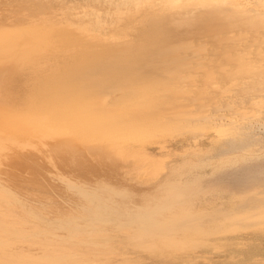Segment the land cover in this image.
<instances>
[{"label": "bare ground", "instance_id": "1", "mask_svg": "<svg viewBox=\"0 0 264 264\" xmlns=\"http://www.w3.org/2000/svg\"><path fill=\"white\" fill-rule=\"evenodd\" d=\"M62 1L0 0V7L9 6L6 10L10 11L0 15V167L11 160L13 163L27 161L34 173L46 171L49 166L55 170L57 179L54 181L56 184H49V189L44 191L45 194L51 192L50 196H29L17 188L15 179L9 177L8 172L0 169V206H14L18 211V221L27 224L11 227L2 219L4 216V219L9 218L8 215L0 212V264H66L68 259L76 262L73 252L67 254V250L50 247L46 240L39 250L30 247L28 254L21 249L22 245L13 241L17 236L12 235L29 233L26 231L36 227H40L43 233L55 229L59 244L64 245L71 234L80 232L91 243L105 241L102 238L106 236L100 238L98 233L106 230L102 222L108 221H117L119 225L133 223L143 236L150 234L148 232L158 233L163 229L158 221L152 226L154 229L146 226L152 222L153 214H159V211L164 214L162 210L166 208L170 210L164 212L175 217L177 223L184 221L189 214L187 208L172 205V198L168 196L171 191L164 187L136 192L135 200L125 204L103 194L109 190L125 194L122 188L119 190L108 184L118 183L122 175L109 159L110 153H115L119 147L116 139L145 142L157 137L167 126L176 129L179 125L214 128L220 145L201 150L203 162L190 168L195 172L204 169L196 177L216 176L227 180L235 176L239 181V176L250 178L256 171L264 173V9L251 7L245 0H212L213 5L207 10L179 7L162 22L160 40L149 43L147 48L141 45L131 48L121 36L123 31L132 28L131 21H128L132 15L130 6H139L141 0H89L84 5L87 10L84 9L83 16L79 14L77 18H72L75 14L69 8L59 17ZM54 6L59 7V12H55ZM85 17L92 20L91 24L98 23V27L100 22L112 26L116 20L121 21L123 27L109 37L96 34L104 38L101 39L82 27ZM252 30L260 34L254 33L256 42H248L247 48L241 43L242 49L238 45L244 49H239V54L235 49L238 56L231 53L232 57L237 56V66L232 64L231 67L230 64L225 70V64L220 67L209 61L211 64L207 65L208 60L204 62L200 57L203 43L201 39L197 41L198 36L205 38L202 35L216 32L220 37L229 36L230 40L232 37L242 39L249 32L253 35ZM55 48L64 53L46 68L41 78L36 79L38 88L31 102H16L9 88H12L10 85L17 67L21 63L34 64L35 60L47 56ZM194 65H201V70L208 67V76L219 77L217 81L221 85L229 82L227 86L239 85V93L232 96L234 98L225 97L226 101L219 97L217 104L213 100L221 96L218 95V84L219 92L212 91L216 98L211 91L212 97L207 96L211 106L216 103L217 110L208 113L206 108L210 104L207 102L202 108L200 105L201 110L191 109L195 103L190 104L192 99H184L188 93L178 89H186L187 83L193 86L190 81L196 84L193 75L197 73L192 71ZM220 69L225 72H220ZM201 72L198 78L205 75ZM198 78L195 81L200 84L201 78ZM144 80L150 82V88L145 90L134 86ZM188 84L186 86L189 87ZM206 89L205 92L208 91ZM189 92L196 94L199 91L192 89ZM203 92L199 93L203 95ZM169 94L172 98H167ZM115 96L120 99H115ZM151 108L156 113L148 112ZM224 110L228 113L221 112ZM161 170V163L150 166L148 177L160 175ZM78 178L84 179V184L78 183ZM91 178L103 182V193L99 192V186L87 185ZM26 181L23 182L25 186ZM69 189L80 193V198L76 193L70 194ZM55 194L61 201L53 199ZM185 220L190 222V217ZM167 238V243L172 245L178 241ZM85 239H78L77 243ZM159 242L167 245L165 239Z\"/></svg>", "mask_w": 264, "mask_h": 264}, {"label": "rangeland", "instance_id": "2", "mask_svg": "<svg viewBox=\"0 0 264 264\" xmlns=\"http://www.w3.org/2000/svg\"><path fill=\"white\" fill-rule=\"evenodd\" d=\"M141 1L142 3L139 6L134 4L130 6V13H132V15L128 17V21H131L130 26L132 28H129L127 31H123V35L121 36L122 40L128 41V44L126 45L131 48H137L140 45L142 48H147L149 43L160 40L158 38L161 36L162 22L173 14L179 7H183L185 10H191L194 8L207 10L213 5L212 0ZM245 1H247L251 7L258 10L264 9V0ZM69 3L70 0H64L62 1V7L64 8L54 6L55 12H59V9H62V12H59V17L64 10L66 11L67 8H69L71 9L73 15L75 14L71 17L77 18V15H82V11L84 9L87 10L84 5L89 3V0H71V5ZM77 5H80L81 9ZM6 7L8 8L9 6L0 7V15H5V12L6 14L10 12H7ZM76 9L78 12H76ZM56 16L58 17L57 13ZM82 16L78 17L81 18ZM89 17H85L82 27L91 30L90 33H94V35L101 34V36L109 37L111 34H116L115 31L118 28L120 29L123 27L121 21H115L114 19L113 20L116 22L114 25L109 26L110 24L108 23L100 22V27H98V23L91 24L92 20L89 19ZM93 27L98 28L95 29V31ZM254 31L255 30H252L253 35L256 33V31ZM256 34L260 35L259 33ZM205 35H202L205 38H200L199 36L196 38L197 41H199L198 39H201L200 42L203 43L202 50L198 49L201 51L200 54L202 53L200 57L205 60L204 62L208 60L206 64L210 63L209 61H211L212 64L215 63V66L219 65L220 67L221 64H225L226 66L224 65L225 68H223L225 70L226 67H230V64L231 67L232 64L234 67L237 66L236 64L238 61L235 58L238 56L236 53L239 54L238 51L242 49L241 46H245V48H247L249 43L253 44V41L256 42L257 40L255 35L252 37L253 35L251 32L247 33V36L241 33V36L244 35L242 39L241 37H232V40H230L229 36L224 37L222 35L220 37V35L216 32L210 34L206 33ZM96 36L104 39L98 35ZM225 38L229 39L225 40ZM243 38L247 41L243 40ZM241 40L243 41L241 42ZM234 42L236 43L233 44ZM143 51L145 53L149 52L147 50ZM61 53L63 54L64 52L59 48H55L52 52L48 53L47 56L39 57V60H35L34 64L27 65L21 63L17 67V71L13 77V82L10 85L12 88H9V90L14 93H12V96L15 98L16 102H31V99L33 98L32 96L38 88L36 79L43 76L46 68L49 67L51 63L60 59ZM231 53L237 56L232 57L233 55ZM229 57H232V59ZM199 60L201 59H198V61ZM232 60H235V62L229 63V61L233 62ZM195 66L196 65L193 67L194 70L192 68L191 69L195 74L197 73V77L195 75H193L194 77L192 76L196 84L198 83L195 79L198 78V75H201L199 74L200 71H202V75L205 74L203 77L199 76V78H201V81H198L200 84L196 86V84L191 83L190 81V84L193 86H190L187 83L189 87L186 86L187 84H184L186 89H182V87L181 89H178L180 92L188 93V97L185 96L186 98L184 99L187 101L192 99L190 104L195 103L191 106V109L201 110V108L205 106V102H207L210 104V107L206 108V111L209 109L207 111L208 113L209 111L213 112L217 110L215 106L219 97H224L223 101H226L225 97L230 98L236 93H239V85L232 86L235 84H231L229 87L227 86L231 83L229 82L225 84L226 86L223 84V87V85L217 81L219 77L215 76L212 78L210 74L208 76V71H206L208 70V67L201 70V65H197L196 68ZM216 70L217 72L219 71L218 69ZM225 70H221L220 72L223 73ZM199 78L198 80H200ZM207 78L210 80L207 81ZM203 79L204 81H202ZM202 82H204V84H211L207 86L208 84L204 85ZM201 84L202 86H200ZM218 84L219 86H217ZM134 86L146 90L147 87L150 88V82L145 80L141 82L138 81ZM216 86L220 89H218L220 92L217 90ZM203 87L205 88L202 90ZM199 88L201 89L199 90ZM206 88L208 89L207 92L204 91ZM192 89H194L195 92L199 91L200 93L201 91H204L203 93L205 94L202 95L199 92L196 94L189 92V90ZM215 90H217L216 92H219V94H217L221 96L217 95L218 97L216 98V93L212 92ZM209 92L211 95H215L216 100H213V102L216 101V103L214 104L212 102L214 107L211 106V102H208L210 101V98L214 96H211ZM162 93L163 92H160L159 94L162 95ZM207 93L209 95H207ZM170 94L167 98H172ZM207 96L211 97L207 99ZM115 99L120 98L119 96H115ZM200 105L203 106L199 108ZM148 112H153V114L156 113L153 108H151ZM221 112L228 113L225 110ZM171 117L173 118L175 116ZM252 122L254 123L255 121ZM213 129H200L187 126L180 127V125L176 129L173 127L169 128L167 126V129L157 137L145 142H139L134 139H116V141H118L116 146L119 147L115 153L107 155H109L110 158H108L110 159L114 169L117 170L118 173H122V175H120L121 177L118 183L109 182L108 184L112 187L115 186L119 190L122 188L125 194L114 193L111 190L107 193H103L102 191L105 190V186L100 179L91 178L87 181V185L95 187L99 186V192L115 199L119 203L124 202L123 204L127 201L135 200L136 192L140 193L143 192V190L149 191V189L151 191L157 186L169 189L171 193L168 194V196L172 198V205L184 206L189 212V214L184 217L183 222L177 223L175 217H172L164 212L166 210H170L166 208L162 210L164 214L157 210L159 211V214L156 212L152 215V222H150L146 227H152L155 222L158 221L160 223L159 227L163 229H161L158 233L157 231H153L154 233L148 232L151 235H140V232L136 231V225L133 223L130 225H119L117 221H108L102 222V227L106 228V230L98 233L101 235L100 238L106 236V238H102L105 239V241H99L97 243H91L89 240L85 239V235L80 232L78 234H71L65 244L60 245L58 239L59 236L54 234V232H56L55 229H48L43 233V230H41L40 227L26 231L29 233L12 235L14 237L17 236V238L13 241L22 245L21 249L26 251V254H28L30 247L39 250L41 249L40 246L44 243L43 240H46L47 245L50 247L60 249L61 251L67 250V254L70 252L74 253L76 262L73 263L71 262L72 260L68 259L67 262H65L66 264H264V202H262L264 201V177H261L264 176V173L256 171L250 178L246 176H242V178L239 176L240 179L237 177L239 180L237 181L234 176L228 178L227 181L226 178L220 180L216 176L196 177V174L204 171V169H199L196 172L195 170L190 169L192 166L203 162L204 155L200 153L201 150H207L212 145L215 147L220 145V142L217 141L219 136L216 134V130ZM216 143L218 145H216ZM157 163L162 164L160 175H157L156 177H148L147 172L149 171L150 166ZM3 166H1L0 169L8 172L7 174H9V177L15 179L17 188L22 191L24 195L35 196L38 194H44L43 196H50L52 194L51 192H47L45 194L46 188L49 189V184L54 185L57 182L55 170L50 169L49 166L47 167L48 170H41V173H34L33 169L27 165V161H14L13 163L11 160L8 164ZM243 180L246 181L244 182ZM25 181L27 184L26 186L25 183L23 184ZM83 181L85 180L78 178V183L84 184ZM27 186L29 189H27ZM180 190H182V192ZM60 193L62 194L64 192ZM71 193L78 194V192H75L73 189L70 190V194ZM79 195L81 194H78V199L80 198ZM55 196L57 195L55 194ZM55 196H53V199L58 198V196ZM58 199L61 201L60 198ZM80 202L84 203L83 201ZM65 206L67 207L66 204L64 207ZM0 212H4L8 215L9 218L7 219H4L5 216L0 218L3 219V222L6 221L7 224H10L11 227L15 226L18 228L22 224L27 225L26 223L18 221L19 219L16 215L18 211L14 206L1 205ZM188 216L190 217V222L185 220V218H189ZM144 220L148 221V219ZM97 225L101 226L100 224ZM10 226L8 227L9 229H11ZM87 227L88 226H84V228ZM150 229H154V227ZM12 236L9 238H12ZM167 237L178 241L174 245L169 244L167 243ZM78 239H85V241L77 243ZM162 239H165V243L167 245L159 242V240Z\"/></svg>", "mask_w": 264, "mask_h": 264}]
</instances>
